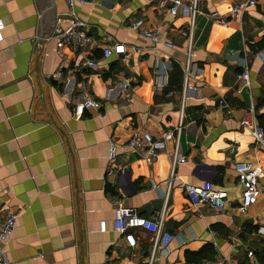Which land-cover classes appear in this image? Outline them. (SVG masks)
I'll return each mask as SVG.
<instances>
[{"label": "crops", "instance_id": "0c3cea01", "mask_svg": "<svg viewBox=\"0 0 264 264\" xmlns=\"http://www.w3.org/2000/svg\"><path fill=\"white\" fill-rule=\"evenodd\" d=\"M237 1L198 0L192 19L169 1L77 4L91 40L72 49L31 40L40 19L36 0H0V221L18 212L6 264H196L215 258L264 264V237L255 232L264 225V191L242 207L234 169L240 161L264 167V152L239 123L249 109L259 123L257 114L264 113V0L229 18ZM52 2L53 26L66 23L59 16L65 1ZM137 17L158 25L173 46L152 47L138 36L130 26ZM112 41L123 43L124 51L103 56ZM88 58L97 66L84 67ZM244 67L248 84L237 77ZM55 70L59 76L50 77ZM86 96L95 103L78 112ZM136 129L154 138L170 130L172 137L150 160L125 144ZM109 140L118 146L112 161ZM174 147L185 160L172 167ZM205 179L227 191V207L194 205L179 185ZM117 202L162 220L173 234L165 253L155 250L150 263L151 230L133 228L129 245L111 228ZM100 219L105 231H99Z\"/></svg>", "mask_w": 264, "mask_h": 264}, {"label": "built area", "instance_id": "2783aa9c", "mask_svg": "<svg viewBox=\"0 0 264 264\" xmlns=\"http://www.w3.org/2000/svg\"><path fill=\"white\" fill-rule=\"evenodd\" d=\"M66 9L59 16L66 17V23L62 24L57 21L53 26L50 33L45 35L33 34L31 40L40 39L42 41L53 40L57 47L63 45H69L72 49H80L90 43V36L87 34L86 22L77 14L76 5L81 3H89L92 0H64ZM167 1L174 3V5L182 6L188 9L191 19L194 17L198 8V0H158L163 5ZM256 0H238L234 3L228 12V17H238L245 8L255 5ZM215 20L225 23L224 17L217 16L213 13ZM4 23L0 18V40L2 39L1 29ZM130 26L137 31L138 36L149 42L152 47H155L159 43H163L167 47H172L171 41L162 39L160 28L158 25L148 26L144 23L142 17L133 19ZM190 47L188 46L187 55L190 54ZM125 45L121 42H108L102 48V55L109 56L111 54H119L123 52ZM59 54L60 51L58 52ZM84 67H96L97 60L94 58H88L82 62ZM189 60L184 65V74H188ZM60 74L59 70L52 71L49 76L57 78ZM244 84L249 83V74L247 67H244L238 74ZM223 99H219V103H222ZM94 99L90 96L83 97L81 101L77 103V111L85 107L93 105ZM260 109L264 111V100L260 105ZM239 123L242 127L247 128L253 136L254 142L264 152V127L258 122L255 113L252 109L246 111V113L240 118ZM172 137L170 130H165L161 137L154 138L153 135L147 130H134L126 140V145L131 151L136 152L140 157L147 159H154L158 152L166 148L164 139ZM117 143L114 140H109L107 144V159L112 161L117 153ZM185 156L180 154L174 147L171 150V164L172 167L176 163L183 162ZM237 180L241 183L242 188L240 191V205L246 207L256 201L259 192L264 191V183L260 182V178H264V167H261L257 163H251L246 161L236 162L234 164ZM108 172H112L109 168ZM174 174V173H173ZM171 175V178L174 175ZM180 187L187 195L190 202L194 205L200 203H206L213 210H222L230 204L227 191L224 189L214 188L211 181L205 179L198 183H186L180 182ZM18 216L17 211H8L0 221V264H6L8 262L5 254V245L10 238L16 218ZM136 227L146 228L154 233L152 241V251L150 253L149 262L154 259L155 250H159V253H165L168 248L169 240L173 237V234L164 228L161 219L151 220L147 216L136 211L134 207L124 206L117 202L113 206V217L111 220V228L123 233L127 243L133 245L135 238L133 237L131 230ZM99 231L106 230V223L104 219L99 220ZM257 235L264 237V225L258 224L255 228ZM255 261V260H254ZM196 264H245L231 261L227 258H215V259H201Z\"/></svg>", "mask_w": 264, "mask_h": 264}, {"label": "water", "instance_id": "95a60500", "mask_svg": "<svg viewBox=\"0 0 264 264\" xmlns=\"http://www.w3.org/2000/svg\"><path fill=\"white\" fill-rule=\"evenodd\" d=\"M36 7L39 11V26L37 34L42 31L50 33L55 22V7L52 0H36Z\"/></svg>", "mask_w": 264, "mask_h": 264}, {"label": "trees", "instance_id": "16d2710c", "mask_svg": "<svg viewBox=\"0 0 264 264\" xmlns=\"http://www.w3.org/2000/svg\"><path fill=\"white\" fill-rule=\"evenodd\" d=\"M260 123L264 126V113H258L257 114Z\"/></svg>", "mask_w": 264, "mask_h": 264}]
</instances>
